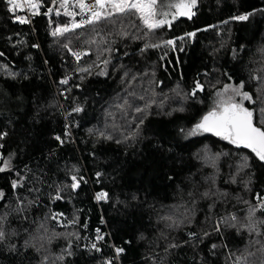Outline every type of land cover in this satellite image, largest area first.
<instances>
[{"label": "trees", "instance_id": "1", "mask_svg": "<svg viewBox=\"0 0 264 264\" xmlns=\"http://www.w3.org/2000/svg\"><path fill=\"white\" fill-rule=\"evenodd\" d=\"M37 2L20 23L23 1L0 0V86L20 102L0 110V264H264V163L186 135L229 83L264 127V0H197L152 31L138 13L72 28L91 16L77 0Z\"/></svg>", "mask_w": 264, "mask_h": 264}, {"label": "snow or ice", "instance_id": "2", "mask_svg": "<svg viewBox=\"0 0 264 264\" xmlns=\"http://www.w3.org/2000/svg\"><path fill=\"white\" fill-rule=\"evenodd\" d=\"M32 8L38 7L37 0H24ZM197 0H176L175 3L167 5L169 8H175L172 18L175 19L177 16H189L194 15L192 8L195 7ZM8 3L13 8L21 7V0H8ZM68 0H62V4H67ZM81 11L88 10L91 12V16L86 20H81L79 23L72 25V28H81L84 25H92L99 22L102 19H107L113 14H139L140 20L149 31L159 29L165 24H170L167 19L168 12L158 11V7L162 8L163 0H95L94 4H86L85 0H77ZM51 11V9L49 10ZM35 14V13H34ZM59 14V13H57ZM71 15L70 13H68ZM161 15L164 19H157V16ZM239 20L247 19V16L236 17ZM20 23H27L28 21L24 17H17ZM72 30L68 25L63 27H57L52 35L62 36L64 33ZM194 35V34H189ZM167 43L171 44L172 41ZM67 46V45H65ZM157 46V45H153ZM79 58V55L77 54ZM107 64V61H105ZM82 71H88V69H82ZM61 83H67V80L61 81ZM197 88H201V85L197 84ZM230 88L229 85H225V91ZM243 84L238 87L232 88V91L237 96H241V102H236L232 97L228 99L221 98L217 101L216 107L213 108L207 115H205L201 122L196 124L190 134H196L198 132H212L217 136L229 140L231 143L236 145H242L245 148L251 149L256 156L264 161V127L257 126L254 123V110L246 108L243 104L244 100L255 103L252 96L247 92H242ZM76 111H80L79 108ZM139 111V109H137ZM258 123L264 124V107L259 109ZM110 138V137H109ZM59 139V137H57ZM6 164L8 162H5ZM0 171H4V168H0ZM72 180L74 183L71 185L73 188L78 187L76 177L73 176ZM16 186V181H13V187ZM3 194L0 193V196ZM106 193H98L97 199H103L106 197ZM60 197L57 196L56 199ZM234 219V217H233ZM4 233L0 230V239H2ZM215 247V246H213ZM122 251V249L117 250Z\"/></svg>", "mask_w": 264, "mask_h": 264}, {"label": "rangeland", "instance_id": "3", "mask_svg": "<svg viewBox=\"0 0 264 264\" xmlns=\"http://www.w3.org/2000/svg\"><path fill=\"white\" fill-rule=\"evenodd\" d=\"M175 2H176V0H163L164 6L162 8L158 7V11H165V12L169 13V15L167 16V19L170 22H173L175 19H177V17H179V16H177L175 19H173L172 15H173V13H175L176 10H175V8L167 7V5L173 4ZM85 3L86 4H94L95 0H85ZM159 4H160V0H158V5ZM85 12L88 13L89 15H91L90 11L85 10ZM192 12H193V8H192ZM164 18L165 17H163L161 15L157 16V19H164ZM237 53L238 52L236 50H234L233 56H236ZM227 85L230 86V88L227 91H225V86H223L213 93V95L211 96L210 102H209V108H211V109L215 108L217 101L220 100L221 98L226 100V99H228V97H232L233 100H235L236 102H241L242 97L235 95V93L232 91V88L238 87L240 84L229 83ZM241 91L246 92V91H244V89H242ZM246 102H247V100H244L243 104L246 108H248L246 106ZM19 105H20V102H17L16 100L9 98L6 91L0 86V110L1 109L14 110L15 108L19 107ZM196 124H197V122H194V123H191L187 126V130H186L187 134L186 135L195 136V135H199V134L203 133V132H198L196 134H190L192 132V129L195 127ZM179 133L184 135V131H182V129H179Z\"/></svg>", "mask_w": 264, "mask_h": 264}, {"label": "built area", "instance_id": "4", "mask_svg": "<svg viewBox=\"0 0 264 264\" xmlns=\"http://www.w3.org/2000/svg\"><path fill=\"white\" fill-rule=\"evenodd\" d=\"M23 1V4H24V8H25V13L19 17H24L27 21H30V15H29V12L26 8V5H25V2L24 0ZM79 55V57L81 56V53L80 52H77L76 55ZM95 196V201L98 205H100L101 202H106L107 200V197L103 198V199H97V194L94 195ZM259 203L261 204H264V197H261L260 200H259Z\"/></svg>", "mask_w": 264, "mask_h": 264}, {"label": "water", "instance_id": "5", "mask_svg": "<svg viewBox=\"0 0 264 264\" xmlns=\"http://www.w3.org/2000/svg\"><path fill=\"white\" fill-rule=\"evenodd\" d=\"M210 111H208V112H205L202 116H201V118H200V120H199V122L198 123H200L201 122V120H202V118L205 116V115H207L208 113H209ZM197 123V124H198ZM203 133H205V134H210V135H214V136H217V135H215V134H213L212 132H203ZM238 146V145H237ZM239 147H243L242 145H239ZM245 148V147H244ZM246 149H248V150H250L251 151V149H249V148H246ZM252 152V151H251ZM253 153V152H252ZM254 155H255V157H257L256 156V154L255 153H253ZM257 159H259L258 157H257ZM260 160V159H259ZM261 162H263L264 163V161H262V160H260Z\"/></svg>", "mask_w": 264, "mask_h": 264}, {"label": "flooded vegetation", "instance_id": "6", "mask_svg": "<svg viewBox=\"0 0 264 264\" xmlns=\"http://www.w3.org/2000/svg\"><path fill=\"white\" fill-rule=\"evenodd\" d=\"M212 109L211 108H208L205 112H208V111H211ZM224 139V138H223Z\"/></svg>", "mask_w": 264, "mask_h": 264}]
</instances>
